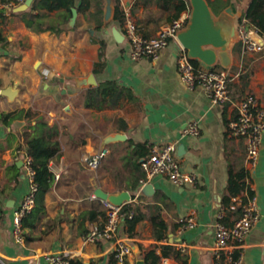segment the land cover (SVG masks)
<instances>
[{"label":"crops","instance_id":"1","mask_svg":"<svg viewBox=\"0 0 264 264\" xmlns=\"http://www.w3.org/2000/svg\"><path fill=\"white\" fill-rule=\"evenodd\" d=\"M75 1L77 8L82 0ZM91 1L87 10L77 9L76 22L60 34L35 32L20 12L2 7L7 19L0 16L5 35L0 41V112L24 113L7 121L0 119V264H45V254L56 250L72 252L73 259L82 264H110L115 239H84L102 227L105 218L97 215L94 220H84L80 214L105 210L102 199L96 196L97 188L110 194L129 191L135 197L145 176L143 158L154 144L171 141L177 143L183 169L195 173L197 180L179 186L164 175H156L146 184L152 188L142 191L136 201L144 217L134 227L124 222L120 230V237L133 246L129 264L146 258L150 249L161 256L159 264H234L231 257L239 253L243 264H264V134L257 165L251 169L246 140L228 132L235 108L213 103L202 86L191 88L183 82L177 60L179 43L170 42L156 60H134L130 41L126 37L119 41L114 35V27L124 34L123 23L114 18L116 0ZM119 2L146 37L157 35L171 23L180 4L179 0ZM207 2L228 38L230 64L224 66L218 54L212 65L198 59L199 66L227 69L234 100L252 92L264 104V50L245 52L237 37L240 18L250 0ZM44 11L48 20L57 18L65 8ZM191 13L192 5L180 15ZM99 21H103L101 28ZM101 41H105L104 47ZM45 70H49L48 75ZM246 71L250 72L248 80L241 76ZM92 74L97 84L86 83ZM106 82L124 90L118 104L86 106L88 90ZM5 88L17 90L15 97L3 94ZM105 101L116 99L109 93ZM40 118L56 127L54 139L60 150L50 167L60 177L44 195L45 208L36 210L34 225L22 229L24 241H18L15 211L30 187L21 162L28 151L26 133ZM193 120L199 121L197 136L185 134ZM140 144L146 145L145 154H141ZM104 148L108 154L101 166L91 170L86 158ZM14 164L19 168L18 177ZM242 172L247 173L244 180L257 198L261 216L240 248L230 247L217 258L215 221L222 213L224 222L232 225L239 216L238 206L249 197L248 189L237 194L230 190L232 174ZM232 204L237 208L231 209ZM192 214L196 224L183 227L182 220ZM156 215L167 224L166 236L161 239L156 237L152 222Z\"/></svg>","mask_w":264,"mask_h":264},{"label":"built area","instance_id":"2","mask_svg":"<svg viewBox=\"0 0 264 264\" xmlns=\"http://www.w3.org/2000/svg\"><path fill=\"white\" fill-rule=\"evenodd\" d=\"M14 8L13 2H0V8ZM191 15L185 14L175 18L171 23L165 26L157 35L146 37L142 35L139 25L128 10H125V19L123 31L125 37L132 45V58L139 60L144 57L156 60L161 52L172 41L180 45L178 54V69L183 82L193 88L196 85L202 86L213 103H228L235 108V114L228 120V132L232 137L246 140L247 160L253 169L258 162L263 134H264V104L252 92L247 93L239 99H233L229 87L231 73L227 69L205 68L196 66L193 58L189 55L187 48L179 39L180 32L185 29L190 21ZM237 37L243 43L245 52L263 51L264 34L253 27L248 19L243 18L237 27ZM45 75L49 70L44 71ZM200 132L199 121L193 120L185 128V134L198 135ZM177 143L166 142L151 146V152L142 160V166L145 170V176L141 179L138 193L135 197L124 201L122 204L115 203L110 199H102L106 210V221L102 228L98 227L86 234L85 241H97L102 239H115L114 253L118 264H129L133 255V246L128 239L120 237L122 224L127 217L134 215L133 209H128L132 203L137 201L141 195L143 187L156 175H164L173 183L182 186L187 183L194 184L197 175L185 171L177 156ZM108 154V149H102L97 153L91 154L86 158L87 166L91 170H97ZM25 171L30 180V187L24 196L21 205L15 211V234L18 241H24L22 235V219L31 212L36 204L38 184L35 181L36 171L33 167V158L27 152L23 157ZM60 174L56 175L59 179ZM231 209H236L235 204L230 205ZM260 207L255 195H252L248 202L244 204L242 214L228 225L223 220V214L215 221L216 242L215 251L217 258H220L221 252L232 248H240L248 236L253 226L260 219ZM196 224L195 215H190L182 220L183 227H193ZM73 253L67 250H56L45 254V264H70L73 259ZM231 254V253H230ZM234 264H243L242 255L231 257Z\"/></svg>","mask_w":264,"mask_h":264},{"label":"trees","instance_id":"3","mask_svg":"<svg viewBox=\"0 0 264 264\" xmlns=\"http://www.w3.org/2000/svg\"><path fill=\"white\" fill-rule=\"evenodd\" d=\"M172 1V0H170ZM2 2H14V4L22 3V0H3ZM91 0H82L81 4L77 6L79 11L87 10L91 7ZM180 4L178 7V15L176 18L180 16V13L187 9L191 5L190 0H179ZM75 0H35L32 6L23 12H20V16L25 21L28 27H30L33 31H51L53 33L60 34L66 29V26L70 23L71 18L73 16L72 8L75 7ZM65 8V11H60L57 18L46 19L48 16L46 11H54L61 10ZM5 9L0 8V16L3 19H7L5 15ZM102 10H99L101 13ZM16 14V13H12ZM114 18L117 22L124 23L125 19V11L121 8L119 0L115 2V15ZM246 18L249 23L257 28L262 34H264V0H250L249 6L246 9L243 16H241L240 21ZM103 21H99V28H101ZM5 40V35L3 31L0 29V41ZM102 47L105 45V41H101ZM102 55V51H101ZM193 63L196 66H199V61L193 59ZM241 76L248 80L250 76V72L246 71L245 73H241ZM123 89L117 86L113 82H106L98 87H92L88 90L87 93V101L86 106L88 107H103L105 103H108L111 106H115L118 104V99L123 94ZM113 94L116 101H105V97L109 94ZM24 112L19 111L17 113H2L0 112V119L7 121L9 118H16L22 115ZM56 133V127L49 125L47 121L43 118L38 119L37 123L33 125L32 131L26 133L27 134V150L28 153L33 158V167L36 171L35 181L38 184V192L36 196V204L31 212L27 213L22 219V229L27 226H33L34 221L33 218L36 217V210H42L45 208L44 205V195L53 188L56 174L52 171L50 167V161L58 154L60 150L59 142L54 139ZM138 148L141 151V154H145L147 147L145 144L138 145ZM13 168H15L16 176H19V168L16 164H14ZM247 173H233L230 178V190L233 194H237L242 190L248 189L249 197L245 198L240 206H238L239 216L242 214L244 204H246L249 198L253 195V191L250 190L249 184L245 181ZM128 209L134 210V215L130 218L127 217L125 222L129 225V227H134L139 221L144 217L142 213H140V208L136 205V202L132 203L130 206H127ZM97 215H102L107 218L106 212L90 210L83 211L80 216L83 219H91L94 220L97 218ZM238 216V217H239ZM152 222L154 225L155 235L158 239L164 238L166 236L167 224L166 221L160 216L156 215L152 217ZM103 227V226H102ZM100 227V228H102ZM85 233H88V229L84 230ZM146 264H159L161 260V256L154 250L150 249L146 252ZM238 255H235L237 257ZM70 264H82L81 261H77L71 259ZM110 264H118V260L115 257V253H112Z\"/></svg>","mask_w":264,"mask_h":264},{"label":"water","instance_id":"4","mask_svg":"<svg viewBox=\"0 0 264 264\" xmlns=\"http://www.w3.org/2000/svg\"><path fill=\"white\" fill-rule=\"evenodd\" d=\"M35 0H24L19 5L13 8L14 12H23L28 10ZM192 5V13L190 21L185 29L179 34L181 43L187 48L189 55L193 59H199L204 61L208 65H212L216 62L218 54L222 58V64L227 66L230 64L228 55V38H225L222 33V28L219 23L214 20V15L207 2V0H190ZM108 9V15L111 14V6ZM73 16L70 23L74 24L78 17V10L76 7L72 8ZM114 35L119 41L125 39V35L119 31L116 27L113 28ZM236 31V30H235ZM235 31L233 34H235ZM217 49H220L219 53ZM89 84H97L95 76L86 81ZM2 93L9 97H15L17 90L12 88H5ZM23 164V161H21ZM152 188V184L145 185L143 193ZM96 196L101 199H110L111 201L122 204L124 201L131 199L132 195L129 191H123L118 194H110L101 188L96 189ZM90 264V263H85ZM136 264H146L145 258L137 260Z\"/></svg>","mask_w":264,"mask_h":264}]
</instances>
